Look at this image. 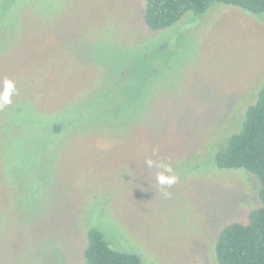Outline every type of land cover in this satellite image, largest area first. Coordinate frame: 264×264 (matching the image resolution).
<instances>
[{
  "label": "rangeland",
  "instance_id": "1",
  "mask_svg": "<svg viewBox=\"0 0 264 264\" xmlns=\"http://www.w3.org/2000/svg\"><path fill=\"white\" fill-rule=\"evenodd\" d=\"M143 10L0 0V80L18 89L0 110V264H86L91 228L144 264H218L222 228L260 206L258 178L215 157L264 89V13L213 3L151 31Z\"/></svg>",
  "mask_w": 264,
  "mask_h": 264
},
{
  "label": "trees",
  "instance_id": "2",
  "mask_svg": "<svg viewBox=\"0 0 264 264\" xmlns=\"http://www.w3.org/2000/svg\"><path fill=\"white\" fill-rule=\"evenodd\" d=\"M143 22L151 31L177 23L186 13L203 14L213 3L231 5L251 14L264 13V0H143ZM219 169H242L260 182V206L249 211L245 222L222 228L214 248L218 264H264V89L250 106L239 133L215 157ZM86 264H144L135 254L112 249L102 233L91 228L84 250Z\"/></svg>",
  "mask_w": 264,
  "mask_h": 264
},
{
  "label": "clouds",
  "instance_id": "3",
  "mask_svg": "<svg viewBox=\"0 0 264 264\" xmlns=\"http://www.w3.org/2000/svg\"><path fill=\"white\" fill-rule=\"evenodd\" d=\"M18 93L16 83L10 78L0 80V110L13 103V96ZM148 168L158 169L156 172V182L161 186H171L176 183L178 177L172 174V167L160 161L151 158L145 161ZM168 195V194H166Z\"/></svg>",
  "mask_w": 264,
  "mask_h": 264
}]
</instances>
